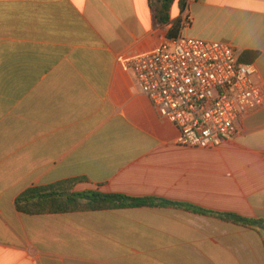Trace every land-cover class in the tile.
I'll return each mask as SVG.
<instances>
[{
  "label": "crops",
  "instance_id": "obj_1",
  "mask_svg": "<svg viewBox=\"0 0 264 264\" xmlns=\"http://www.w3.org/2000/svg\"><path fill=\"white\" fill-rule=\"evenodd\" d=\"M180 34L257 52L264 0H188ZM155 0H0V264H264V232L174 207L29 215L27 189L161 198L264 220V106L217 148L179 130L119 56L148 52L171 25ZM172 11V8H171Z\"/></svg>",
  "mask_w": 264,
  "mask_h": 264
},
{
  "label": "built area",
  "instance_id": "obj_2",
  "mask_svg": "<svg viewBox=\"0 0 264 264\" xmlns=\"http://www.w3.org/2000/svg\"><path fill=\"white\" fill-rule=\"evenodd\" d=\"M159 113L179 130L177 142L217 148L235 134L239 118L264 106L253 64L239 62L230 43L180 34L154 49L119 56Z\"/></svg>",
  "mask_w": 264,
  "mask_h": 264
},
{
  "label": "trees",
  "instance_id": "obj_3",
  "mask_svg": "<svg viewBox=\"0 0 264 264\" xmlns=\"http://www.w3.org/2000/svg\"><path fill=\"white\" fill-rule=\"evenodd\" d=\"M155 19L162 26L171 25L167 38L180 35L186 27L182 18L171 20V8L176 0H155ZM188 0H179L178 6L183 13ZM258 57L257 52H244L239 56L240 63L251 64ZM83 179L61 181L50 185L36 186L24 191L16 200L17 209L29 215L58 214L84 211H101L108 209H125L134 207H174L187 211L213 216L216 219L244 228H255L264 232V220L253 219L229 212H214L183 202H173L161 198H136L120 193H103L97 190L74 191V187Z\"/></svg>",
  "mask_w": 264,
  "mask_h": 264
},
{
  "label": "rangeland",
  "instance_id": "obj_4",
  "mask_svg": "<svg viewBox=\"0 0 264 264\" xmlns=\"http://www.w3.org/2000/svg\"><path fill=\"white\" fill-rule=\"evenodd\" d=\"M177 4H174L173 7H172V14L175 15L177 13ZM186 35V34H184ZM188 36V35H187ZM139 264H160V263H148V262H142V263H139Z\"/></svg>",
  "mask_w": 264,
  "mask_h": 264
}]
</instances>
